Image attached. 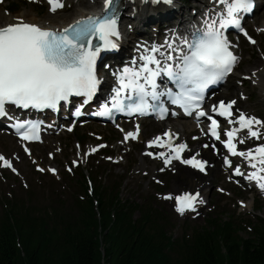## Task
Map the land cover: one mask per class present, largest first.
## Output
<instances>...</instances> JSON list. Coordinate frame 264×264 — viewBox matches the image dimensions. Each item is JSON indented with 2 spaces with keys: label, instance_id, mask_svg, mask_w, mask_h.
<instances>
[{
  "label": "snow or ice",
  "instance_id": "snow-or-ice-1",
  "mask_svg": "<svg viewBox=\"0 0 264 264\" xmlns=\"http://www.w3.org/2000/svg\"><path fill=\"white\" fill-rule=\"evenodd\" d=\"M151 2L171 4L172 0ZM113 3L114 0H104L102 15L82 16L58 30L27 21L22 16L0 26V117L15 120L12 126L22 141L39 140L40 125L36 121L16 118L8 105L22 109L55 110L62 102L68 103L71 97H83L80 107L75 110L78 116L83 105L97 93L102 80L97 71V60L102 51L117 49L121 38ZM49 4L53 12L64 7L63 0H49ZM254 5L255 0H214L211 15L205 13V27L191 33L190 38L174 36L172 39L166 38L162 45H140L138 55L132 58L130 64L113 73L117 86L113 89L111 105H101L103 111L99 114L111 116L115 110L129 115H144L151 110L158 112L162 119L168 113L162 98H167L186 115L194 114L198 124L201 117H206L210 121L208 132L220 140L219 121L212 115L216 113L233 125L225 131L227 139L222 141L225 148L231 155L243 157L252 169L245 175L237 165L234 173L245 175L246 179L255 181L257 187L264 191V143L244 150L237 147V143L244 142V137L239 135L242 130L247 131L248 137L260 139L264 136L261 132L264 120L241 110H236L239 114L234 116L235 100H220L211 105L210 112L203 107L209 86L223 81L239 60L226 30L235 28L251 43L256 42L241 23L242 14L251 13ZM161 77H166L173 87L162 88L158 83ZM121 131L124 132L123 140L128 141L138 137L140 127L137 125L133 131L121 128ZM162 137H168V140L162 142ZM173 138L171 130L154 137L148 141L149 146L164 147L166 143L170 151L148 152L147 155L162 157L165 165L173 159L181 160L204 172L207 161L197 159L198 153L187 159L182 158L181 153L188 145L173 144ZM96 147L89 151H96ZM24 151L31 155L27 146ZM224 164L231 166L232 161L228 156L224 157ZM0 166L17 173L13 161L3 153H0ZM37 168L45 171L40 165ZM48 170L54 174L57 171L56 168ZM199 195V192L175 195L176 211L181 215L186 210L195 211L196 204L203 203L202 199L198 200ZM164 198L172 199L173 194L168 193Z\"/></svg>",
  "mask_w": 264,
  "mask_h": 264
},
{
  "label": "trees",
  "instance_id": "trees-1",
  "mask_svg": "<svg viewBox=\"0 0 264 264\" xmlns=\"http://www.w3.org/2000/svg\"><path fill=\"white\" fill-rule=\"evenodd\" d=\"M98 208L99 219L90 203L83 204L81 215L64 221L59 231L50 229L47 223L27 227L25 220L14 216L11 223L4 216L0 220V264H142L137 256L146 248L145 237L132 243L133 238L122 235L121 215L115 211L113 219L102 196ZM221 220L215 217L209 221L210 227L193 242V252L185 264H264V227L253 238L244 240L232 234L230 221ZM16 238L23 256L16 247ZM119 250L126 252L121 259H117ZM154 259L155 264L165 262L158 250Z\"/></svg>",
  "mask_w": 264,
  "mask_h": 264
},
{
  "label": "rangeland",
  "instance_id": "rangeland-1",
  "mask_svg": "<svg viewBox=\"0 0 264 264\" xmlns=\"http://www.w3.org/2000/svg\"><path fill=\"white\" fill-rule=\"evenodd\" d=\"M32 11V13H35V12H37L36 11V8H33V7H25V6H23V7H21L20 8V10L18 11V12H21V11ZM73 15V13H68V15H67V17H71ZM45 16H47V14H44L43 16H40V18H44ZM42 154V153H41ZM42 156V155H41ZM117 166L118 165H116V168H117ZM127 167H128V165H121V168H119L118 169V173L120 174V175H122L124 178L126 177V171H127ZM29 173H31V168L29 169V170H27L24 174H29ZM184 176V175H183ZM11 180H12V178H10ZM38 179V180H37ZM45 180V181H44ZM28 182H30L31 183V185H33V184H37V185H39V186H45V188H47V186L49 185V182H48V180H47V178H40L39 176H34V177H32L31 178V180H28ZM0 185H3V182H2V184H1V182H0ZM4 186H14L13 185V183H9V184H7V185H4ZM121 194L123 195V196H125V191H124V188H122V191H121ZM43 195H44V192H43V189L42 188H37V187H35V190H34V196H35V199H39V198H41V197H43ZM229 212V211H228ZM260 216L261 217H263L264 216V209H262V206H261V211H260ZM243 233H245V232H243ZM246 235V234H245Z\"/></svg>",
  "mask_w": 264,
  "mask_h": 264
},
{
  "label": "bare ground",
  "instance_id": "bare-ground-1",
  "mask_svg": "<svg viewBox=\"0 0 264 264\" xmlns=\"http://www.w3.org/2000/svg\"><path fill=\"white\" fill-rule=\"evenodd\" d=\"M145 13V11L142 13V11H141V15H143ZM84 14V12H82V11H77V12H75L74 13V16H73V18L74 17H77V16H81V15H83ZM171 14V13H170ZM145 15V14H144ZM21 16H25L27 19H29V20H31L32 22H40V23H42V21L41 20H39V19H37V17L35 16V15H33L32 13H31V11L29 12L28 10L27 11H22V12H20L19 13V15H16V17H21ZM146 17H147V15H145ZM62 17H64V15H62V16H60V18H62ZM0 19H1V22H3V24L2 25H5V24H7V23H9V22H12L11 20H12V18H11V16H1L0 15ZM64 19V20H63ZM62 19V21L61 22H57L56 23V26L58 25V26H61L63 23H65L66 22V19L65 18H63ZM56 20H57V16H55V17H49L48 19H47V21H49V23H54V22H56ZM71 20V19H70ZM169 26V25H168ZM261 81H263L264 82V76L260 79ZM163 125V124H162ZM160 127H162V126H160ZM11 148L13 149V150H16V148H15V145H11Z\"/></svg>",
  "mask_w": 264,
  "mask_h": 264
}]
</instances>
